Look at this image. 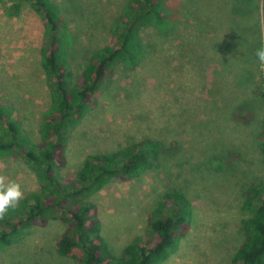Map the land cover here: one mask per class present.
I'll return each instance as SVG.
<instances>
[{"label":"rangeland","instance_id":"374dc122","mask_svg":"<svg viewBox=\"0 0 264 264\" xmlns=\"http://www.w3.org/2000/svg\"><path fill=\"white\" fill-rule=\"evenodd\" d=\"M50 1L72 36L68 55L75 78L90 54L108 43L126 0ZM10 4L0 0V100L35 140L50 105L39 54L50 37L30 5L8 17ZM167 6V32L149 28L140 34V64L131 71L118 66L104 82L94 108L71 133L60 174L75 178L87 156L129 141H160L167 151L151 171L112 182L86 199L99 213L103 238L115 255L133 236L144 241L147 212L169 189L187 188L194 197L191 226L163 264H224L241 242L239 224L246 215L240 189L250 182L264 185L258 135L264 66L255 56L264 43V0H168ZM240 103L250 109L247 125L231 118ZM220 161L229 168L217 172ZM0 175L20 183L23 197L38 189L22 161L0 159ZM64 228L51 221L25 230L0 251V264H75L54 252Z\"/></svg>","mask_w":264,"mask_h":264},{"label":"trees","instance_id":"16d2710c","mask_svg":"<svg viewBox=\"0 0 264 264\" xmlns=\"http://www.w3.org/2000/svg\"><path fill=\"white\" fill-rule=\"evenodd\" d=\"M7 1L11 3L5 10L8 17H17L24 4L30 5L50 37L39 51L50 105L41 114L34 140L0 100V159L24 162L38 184L36 192L23 197L0 220V251L14 244L25 230L58 221L65 228L56 238L54 252L75 264H163L177 252L191 226L194 197L187 188L166 191L147 212L145 240L133 236L118 255L102 236L95 205L86 201L112 182H128L151 171L167 151L160 141L143 138L111 152L89 155L75 178L65 179L60 171L67 167L71 133L94 108L104 82L116 67L131 71L140 64L144 54L140 34L149 28L160 35L167 32L168 0H126L108 43L90 54L75 78L68 55L72 36L58 7L50 0ZM231 118L247 125L252 119L249 106L238 104ZM258 135L264 160V126ZM229 166L220 161L215 170ZM240 193L246 215L239 224L241 242L224 264H264V185L250 182Z\"/></svg>","mask_w":264,"mask_h":264},{"label":"clouds","instance_id":"9594fccd","mask_svg":"<svg viewBox=\"0 0 264 264\" xmlns=\"http://www.w3.org/2000/svg\"><path fill=\"white\" fill-rule=\"evenodd\" d=\"M255 56L258 64L264 66V43L255 50ZM22 197L23 191L20 183L0 175V220L5 217L9 209L18 206Z\"/></svg>","mask_w":264,"mask_h":264}]
</instances>
